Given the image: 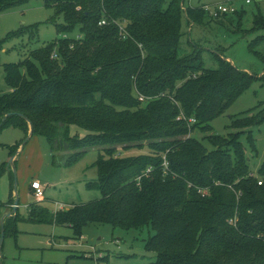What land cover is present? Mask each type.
<instances>
[{
  "label": "trees",
  "instance_id": "trees-1",
  "mask_svg": "<svg viewBox=\"0 0 264 264\" xmlns=\"http://www.w3.org/2000/svg\"><path fill=\"white\" fill-rule=\"evenodd\" d=\"M29 1L0 0V14ZM42 1L56 33L77 37L4 65L10 91L0 95V132L24 134L11 157L29 124L63 164L101 149L97 182L86 185L101 197L54 214L32 205L27 221L69 227L74 240L90 224L150 228V264H264V161L255 175L240 142V130L263 124L264 114L233 120L235 134L209 135L212 150L191 136L208 131L255 77L219 57L218 69H204L195 46L179 56L183 0ZM186 11L189 23L206 13ZM37 29L11 36L33 37ZM247 141L252 146L250 134ZM143 147L149 153L117 156ZM16 222L4 221V237L17 233Z\"/></svg>",
  "mask_w": 264,
  "mask_h": 264
},
{
  "label": "rangeland",
  "instance_id": "rangeland-1",
  "mask_svg": "<svg viewBox=\"0 0 264 264\" xmlns=\"http://www.w3.org/2000/svg\"><path fill=\"white\" fill-rule=\"evenodd\" d=\"M182 4L183 35L178 49L179 56L191 53L195 46L200 49L204 69H218L219 57L226 59L237 70L255 77L248 89L209 123L211 128L208 131L196 129L191 134L208 150H212L206 140L209 135L227 137L235 134L238 130L230 127L233 120L256 113L258 116L264 114V0H183ZM217 4L232 5L237 14L213 18L206 12L200 21H187L186 9L204 10L207 6L212 9ZM52 16L53 10L44 7L42 0H30L0 14V95L10 91L5 83L4 65L23 61L31 51L57 39L77 37L76 32L58 35L55 25L50 21ZM60 22L57 20V23ZM30 26L38 28L33 37L30 32L22 36H11ZM240 132V142L245 146L250 169L257 175L264 161V123ZM248 134L252 137V146L248 145ZM23 138L24 134L19 129L9 128L0 132V226L3 217L4 221L17 219V233L7 234L0 247L1 264L155 262V253L144 249L146 240L154 235L150 228L123 230L105 224H90L83 228L81 238L74 240L73 231L69 227L27 221L29 206L32 205L54 214L57 210H67L79 203L99 199V191L88 190L86 185L97 182L95 162L102 151L98 148L84 150L82 156L69 164H63L58 157L60 154L52 152L45 139L33 136L31 140L23 141L25 144L20 146L23 151L18 153V148L14 154L16 159L10 165L14 156L11 157L9 152ZM76 152L79 151H71L70 154ZM146 153H149L146 147L133 148L117 156L132 157ZM32 181H39L44 188V199L39 204L35 203L29 191ZM15 200H18V207L14 211Z\"/></svg>",
  "mask_w": 264,
  "mask_h": 264
},
{
  "label": "built area",
  "instance_id": "built-area-1",
  "mask_svg": "<svg viewBox=\"0 0 264 264\" xmlns=\"http://www.w3.org/2000/svg\"><path fill=\"white\" fill-rule=\"evenodd\" d=\"M204 11H206L213 18H219L221 16H224L227 14H234L236 12V10L232 7V5H225V4H217V5L213 6L212 9H210V7L207 6V7H204ZM104 24H105L104 20L99 23V25H104ZM120 32L122 34V37H125V34H123L122 27H120ZM52 57H55V55H52ZM142 99L143 98H141V100ZM194 123H195V120L188 119L189 125H192ZM163 166L165 168L167 167V163L165 161L163 163ZM147 172H149V169L147 170ZM260 184L261 183L258 182V185H260ZM30 189L32 191L33 197L35 198V203H37V204L41 203L44 199V188L39 183V181H32L30 183ZM198 193H200V194H202V196H204L208 192H206V190H203V189H198Z\"/></svg>",
  "mask_w": 264,
  "mask_h": 264
},
{
  "label": "water",
  "instance_id": "water-1",
  "mask_svg": "<svg viewBox=\"0 0 264 264\" xmlns=\"http://www.w3.org/2000/svg\"><path fill=\"white\" fill-rule=\"evenodd\" d=\"M31 131H32V128H31V125L29 124V135H30V136H31ZM30 136H29V137H30ZM29 137H27L26 139L28 140ZM27 140H26V141H27ZM23 144H25V142H24ZM12 159H13V158H12ZM11 163H12V160H11V162H10V165H11ZM17 207H18V200H15V201H14V204H13V210L15 211ZM7 217H8V216H7ZM4 218H5V217H3V218L1 219V226H0V229H1V233H0V247H1V245H2V243H3V240H4V232H3V221H4Z\"/></svg>",
  "mask_w": 264,
  "mask_h": 264
},
{
  "label": "crops",
  "instance_id": "crops-1",
  "mask_svg": "<svg viewBox=\"0 0 264 264\" xmlns=\"http://www.w3.org/2000/svg\"><path fill=\"white\" fill-rule=\"evenodd\" d=\"M29 136H30V135H29V133H28L27 137H29ZM31 139H32V136L29 137L28 141L31 140ZM19 150H20V151H19ZM19 150H18V153L21 152V151H23L21 147H19ZM15 159H16V157L14 156L13 159H12V163H13V161H15ZM12 163H11V164H12ZM29 191L32 192L31 189H30V187H29ZM56 204H57V203H56ZM55 212H56V211H55Z\"/></svg>",
  "mask_w": 264,
  "mask_h": 264
}]
</instances>
